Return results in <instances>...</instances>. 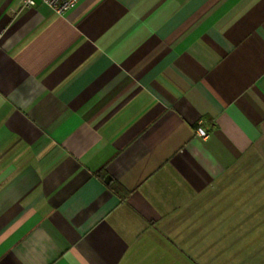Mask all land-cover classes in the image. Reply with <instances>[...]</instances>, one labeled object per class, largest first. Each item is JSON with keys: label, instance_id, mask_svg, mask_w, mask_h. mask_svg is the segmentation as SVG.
Instances as JSON below:
<instances>
[{"label": "crops", "instance_id": "obj_1", "mask_svg": "<svg viewBox=\"0 0 264 264\" xmlns=\"http://www.w3.org/2000/svg\"><path fill=\"white\" fill-rule=\"evenodd\" d=\"M0 264H264V0H0Z\"/></svg>", "mask_w": 264, "mask_h": 264}, {"label": "built area", "instance_id": "obj_2", "mask_svg": "<svg viewBox=\"0 0 264 264\" xmlns=\"http://www.w3.org/2000/svg\"><path fill=\"white\" fill-rule=\"evenodd\" d=\"M46 4L50 9L59 15H64L68 11L75 8L79 0H40ZM22 5L25 7H32L36 5V0H22ZM196 134L202 138L207 137L208 133L202 127L196 128Z\"/></svg>", "mask_w": 264, "mask_h": 264}, {"label": "water", "instance_id": "obj_3", "mask_svg": "<svg viewBox=\"0 0 264 264\" xmlns=\"http://www.w3.org/2000/svg\"><path fill=\"white\" fill-rule=\"evenodd\" d=\"M110 180H111V178L109 176L105 178V182H107V183L110 182Z\"/></svg>", "mask_w": 264, "mask_h": 264}]
</instances>
